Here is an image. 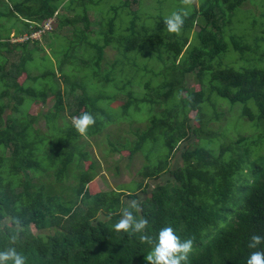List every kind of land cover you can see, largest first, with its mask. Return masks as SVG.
I'll use <instances>...</instances> for the list:
<instances>
[{
    "label": "trees",
    "instance_id": "obj_1",
    "mask_svg": "<svg viewBox=\"0 0 264 264\" xmlns=\"http://www.w3.org/2000/svg\"><path fill=\"white\" fill-rule=\"evenodd\" d=\"M66 1L0 0V250L26 264H148L139 236L170 226L194 240L189 264H246L264 250L247 247L264 236V27L230 30L247 0H195L179 34L165 29L169 0H69L75 18ZM238 103L237 123L255 128L229 131ZM84 112L96 122L81 136ZM90 136L116 176L141 159L131 181L93 189L105 167ZM133 200L145 233L114 231Z\"/></svg>",
    "mask_w": 264,
    "mask_h": 264
},
{
    "label": "clouds",
    "instance_id": "obj_2",
    "mask_svg": "<svg viewBox=\"0 0 264 264\" xmlns=\"http://www.w3.org/2000/svg\"><path fill=\"white\" fill-rule=\"evenodd\" d=\"M181 3L184 7L180 11H174L164 18L165 29L169 33L179 34L181 32L185 18L189 15L195 0H181ZM95 122V117L89 112L72 118V126L81 136H86L89 127L93 126ZM140 211V204L135 200L131 201L128 207L122 210L118 222L113 225L114 231L129 234L145 233L149 221L143 216L137 219L134 215V212ZM15 224V230L9 235L10 243L13 245L22 231L18 220ZM8 227L6 222H0V232H6ZM139 239L141 243L152 246L145 256L148 264H189V255L193 251L194 240L192 238L181 240L172 227L162 228L155 240L146 233L140 235ZM261 244H264V236L253 234L247 247L258 249ZM0 264H26V257L15 247L10 246L0 250ZM246 264H264V250L252 251L246 259Z\"/></svg>",
    "mask_w": 264,
    "mask_h": 264
},
{
    "label": "rangeland",
    "instance_id": "obj_3",
    "mask_svg": "<svg viewBox=\"0 0 264 264\" xmlns=\"http://www.w3.org/2000/svg\"><path fill=\"white\" fill-rule=\"evenodd\" d=\"M151 1V0H150ZM69 0L65 2L66 8H64L66 15L70 16L71 18H75V12H70V9H68V4ZM198 2V1H196ZM150 4H155V3H150ZM136 6V5H135ZM182 7L183 5L179 3V0H169L165 5H164V13L166 16L171 14L172 12L176 11L177 8ZM102 7L103 9H106V4L105 2L103 5L99 6ZM69 12V13H68ZM61 14V13H60ZM90 17L92 20H96L95 16L90 14ZM235 22H233L232 26L230 27V30L233 31L234 33H242L246 28H249V31L252 33H255L258 29H262L264 27V0H247L242 6L239 7V10L235 13ZM238 20V22H236ZM244 21V23H243ZM254 23V24H253ZM83 26V25H81ZM117 26L120 28V23L117 24ZM93 29H97V25H92ZM61 28H55V31L60 32L59 30ZM64 29L68 32L69 30L73 29V26L71 25H66ZM13 35V34H12ZM56 43L57 44H62L65 42V38H60L57 35L55 36ZM14 40L15 37H14ZM42 43H45L42 41ZM47 50L49 51V48L47 47ZM116 50L112 47L109 46L107 48V57L113 58V55L115 54ZM231 60L233 59L232 53H231ZM54 97L50 98V102L42 108L44 111L48 109V107L54 102ZM243 103H238L236 104V107L238 106L237 109L232 111L230 113V116L227 118V124L226 126L229 128L230 132H238L237 130H242L244 126L250 127L251 129L255 128V122L253 121H246V122H241V125L237 123V118L241 113V109L243 107ZM252 105L257 109V106L255 102L252 103ZM39 105H34L33 109L35 111H38ZM43 124V122H40ZM194 123V121H193ZM236 124H238L240 127H237ZM108 132V130H107ZM91 145L89 150L91 151L92 155H95L101 162H103L105 169L101 170V173L95 178V180L91 183V186L95 191L99 190H108L110 188H115L121 183H128L131 181L132 177L137 174V169L141 165V159H136L133 163V166L129 170H123L122 173H120V176H116L115 172L112 170L107 169L106 163L110 164L109 162L111 161V158H105L104 153L101 150V142L98 137L95 136H90L88 137ZM125 153H127L125 151ZM180 157V152L176 155V160H178ZM119 159V163L123 160V157H121L119 154L115 155V160ZM111 166V165H110ZM170 177L169 174H164L162 177L159 179L152 181V182H158V181H166V179Z\"/></svg>",
    "mask_w": 264,
    "mask_h": 264
}]
</instances>
